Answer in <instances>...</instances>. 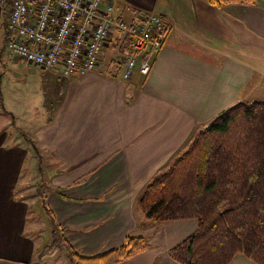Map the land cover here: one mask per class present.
<instances>
[{"label": "crops", "instance_id": "obj_1", "mask_svg": "<svg viewBox=\"0 0 264 264\" xmlns=\"http://www.w3.org/2000/svg\"><path fill=\"white\" fill-rule=\"evenodd\" d=\"M106 1L127 22L136 12L157 14L169 27L147 76L136 71L123 81L98 73L101 63L111 68L115 57L121 59L118 34L94 71L63 83L57 74L0 58L1 102L15 120L14 127L0 110V264H34L41 255V243L29 235L24 198L35 183L26 165L34 172L38 159L18 131L37 143L48 164L77 178L89 174L80 186H55L71 197L48 191L49 207L82 255L117 248L126 235L141 236L149 248L122 264H177L167 251L196 222L151 225L137 213L136 198L219 112L264 100V0L221 9L206 0ZM38 87L48 98L42 111L28 104ZM55 172L53 177L63 174ZM45 253L38 264H46ZM230 264L253 263L236 255Z\"/></svg>", "mask_w": 264, "mask_h": 264}, {"label": "trees", "instance_id": "obj_2", "mask_svg": "<svg viewBox=\"0 0 264 264\" xmlns=\"http://www.w3.org/2000/svg\"><path fill=\"white\" fill-rule=\"evenodd\" d=\"M206 3L221 9L256 5L257 0ZM168 30L167 26L166 33ZM131 44L130 38L124 39L119 47L121 57ZM158 53L150 59L151 66ZM0 110L15 127L14 117L2 105L1 92ZM18 133L41 161L36 144L25 132ZM87 176L71 186L85 183ZM34 192L52 237L45 250L62 248L67 264H122L149 247L145 238L127 236L116 249L81 256L63 238L65 228L46 205L43 190L37 186ZM135 205L151 225L196 222L192 233L168 250L178 264H230L236 255L264 264V100L240 101L219 112L163 172L146 183Z\"/></svg>", "mask_w": 264, "mask_h": 264}, {"label": "built area", "instance_id": "obj_3", "mask_svg": "<svg viewBox=\"0 0 264 264\" xmlns=\"http://www.w3.org/2000/svg\"><path fill=\"white\" fill-rule=\"evenodd\" d=\"M0 5L7 51L43 71L55 70L61 78L94 71L116 34L117 52L125 38L132 40L121 57L122 77L129 80L136 71L146 76L150 59L166 40L159 15L136 12L127 22L106 0H0Z\"/></svg>", "mask_w": 264, "mask_h": 264}, {"label": "rangeland", "instance_id": "obj_4", "mask_svg": "<svg viewBox=\"0 0 264 264\" xmlns=\"http://www.w3.org/2000/svg\"><path fill=\"white\" fill-rule=\"evenodd\" d=\"M122 19V18H121ZM124 20V19H122ZM126 21V20H124ZM5 25H6V15H5V10L3 11L2 8H1V5H0V58L3 60V61H12V60H16V61H19V59H17L15 56H13L12 54L9 53V51H7V49L5 48V43H4V32H5ZM90 31H92V28L89 29ZM102 53V52H101ZM103 54H100V57L102 56ZM111 57H114L116 54L115 53H110ZM32 66H35L37 68L40 69L41 72L43 73H54V74H57L59 77L60 75L58 74L57 71L55 70H52V71H43L39 66L37 65H32ZM101 72H104V73H112L114 76H116L118 79L122 77V74H123V68L121 69V59H118L117 57H115V63L114 65L109 68L108 66H106L104 63H101L99 69H98V73ZM132 77V76H131ZM61 78V77H60ZM71 78V77H70ZM62 79V83L64 82V80L66 79H69V78H61ZM130 79V78H129ZM123 81H128V80H125L123 77L122 79ZM61 83V84H62ZM39 85V84H38ZM33 86H36L33 85ZM58 86V85H57ZM55 88V90H57V87ZM41 87L37 88L36 89V92L35 93H32L31 95L28 96V101H30V103L28 104H31L32 106H34L35 110L37 111H42L43 110V106L45 107H48V98L45 94H43L41 92ZM12 90V88H11ZM61 93V92H60ZM247 102H250V100L248 99ZM196 135V134H195ZM194 135V136H195ZM193 136V138H194ZM29 138L36 144L37 146V143L29 136ZM192 138V139H193ZM191 139V140H192ZM191 142V141H190ZM189 142V143H190ZM187 147V146H186ZM38 148V146H37ZM30 151L32 152L31 148H29ZM39 149V148H38ZM40 151V150H39ZM33 153V152H32ZM182 153V152H181ZM41 154V161L38 160V166L37 168H35L34 172H33V168L31 166H28L26 165V168H29V172L26 170V173H30V176L31 175H35V178H34V184H33V187H35L33 189H30L28 191V193H26L27 195L24 196V198L26 199V201H28L29 203V208H28V214H27V227L29 225V235L34 238V240L36 241H39L38 243L40 244L41 243V247H40V254L41 255H38L39 258H37V261H40L41 257L44 255L45 253V258H44V261L46 264H67L66 262V254L64 252V250L60 247H57L53 250H45V246H48L51 241H52V237H51V233H50V229L48 227V224H47V220L45 219L43 213H42V209L39 205V202H38V197L35 195V189L38 187L41 188V190H43V193L45 195V199H46V205L49 207L48 205V191L49 192H55V194L60 198L62 197V195L60 194L61 191L66 193V195L68 197H71L70 194H69V191L68 190H61L60 188H56V187H59V186H66L68 185L67 188H73L75 186H71V184L74 182L73 180H75L77 177L74 175V174H71V170H68V169H65V168H62L60 165H51V164H48L47 163V159H46V153H40ZM178 156V155H177ZM172 162V160H171ZM171 162L165 167V168H162V170H160L159 172H157L156 175H158L159 173L163 172L170 164ZM39 166H41V171L39 170ZM163 167V166H162ZM51 170H55V171H62V176H55L53 177V175H55V171H51ZM89 175V174H87ZM155 175V176H156ZM79 177V176H78ZM83 177V176H82ZM88 177V176H87ZM29 177H25L24 180L26 181ZM81 178V177H80ZM80 178H77L76 180L80 179ZM75 180V181H76ZM73 181V182H72ZM72 182V183H71ZM71 183V184H70ZM54 186H53V185ZM70 184V185H69ZM84 184V183H83ZM82 185V184H81ZM56 186V187H55ZM80 186V185H78ZM62 199V198H61ZM136 204V202H135ZM136 206V205H135ZM137 208V207H136ZM49 209L51 210V208L49 207ZM137 213L141 216V211L137 208ZM52 212V210H51ZM53 213V212H52ZM54 215V214H53ZM55 217V216H54ZM56 219V217H55ZM146 221V220H145ZM193 221V220H192ZM57 222V220H56ZM147 222V221H146ZM176 222V221H174ZM58 223V222H57ZM168 223V222H167ZM59 224V223H58ZM164 224V223H163ZM60 225V224H59ZM62 226V225H60ZM63 227V226H62ZM65 228V227H63ZM66 231V230H65ZM64 231V232H65ZM192 233V232H191ZM63 238L65 240L66 239V234H62ZM127 236H130V235H126L125 238ZM131 237H134V236H131ZM137 237H141V236H137ZM124 238V239H125ZM144 238V237H143ZM68 241V240H67ZM124 242V240H123ZM147 244L149 245L148 241L146 240ZM182 242V241H181ZM179 242V243H181ZM70 243V242H69ZM178 243V244H179ZM71 244V243H70ZM123 244V243H122ZM121 244V245H122ZM176 244V245H178ZM72 245V244H71ZM120 245V246H121ZM175 245V246H176ZM73 246V245H72ZM119 246V247H120ZM174 247V246H173ZM73 248L75 250H77L81 256H84L81 254L80 250L76 249L74 246ZM118 248V247H117ZM149 248V247H148ZM172 248V247H171ZM170 248V249H171ZM116 249V248H114ZM113 250V249H112ZM110 251V250H109ZM107 252V251H106ZM168 252V251H167ZM104 253V252H102ZM101 254V253H99ZM94 256V255H92ZM169 256V255H168ZM243 256V255H242ZM133 258V257H132ZM171 259V258H170ZM172 260V259H171ZM36 261V262H37ZM128 261V260H127ZM173 261V260H172ZM35 262V263H36ZM175 262V261H174ZM251 262V261H250ZM176 263V262H175ZM38 264V262L36 263ZM178 264V263H177Z\"/></svg>", "mask_w": 264, "mask_h": 264}]
</instances>
